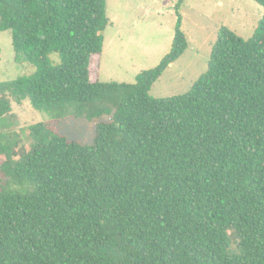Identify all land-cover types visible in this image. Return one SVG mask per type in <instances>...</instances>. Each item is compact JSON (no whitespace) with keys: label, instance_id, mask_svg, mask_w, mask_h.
I'll return each instance as SVG.
<instances>
[{"label":"trees","instance_id":"16d2710c","mask_svg":"<svg viewBox=\"0 0 264 264\" xmlns=\"http://www.w3.org/2000/svg\"><path fill=\"white\" fill-rule=\"evenodd\" d=\"M107 1L0 0L15 62L36 69L0 83V122L18 128L13 103L27 100L97 124L93 144L35 124L19 161L0 133V183L29 190L0 191V264H264V18L251 40L222 27L194 87L155 98L189 47L185 0L170 53L135 84L90 80Z\"/></svg>","mask_w":264,"mask_h":264},{"label":"rangeland","instance_id":"374dc122","mask_svg":"<svg viewBox=\"0 0 264 264\" xmlns=\"http://www.w3.org/2000/svg\"><path fill=\"white\" fill-rule=\"evenodd\" d=\"M179 0H108L109 25L102 32L104 49L93 59L90 80L102 83L135 84L137 76L157 67L170 53L177 23L176 5ZM180 14L182 29L189 47L183 56L170 66L155 83L151 95L155 98H172L189 92L207 72L219 31L228 27L241 38L251 40L264 18V8L254 0H185ZM54 64L58 55L51 56ZM36 69L27 63L17 64L11 31L0 33V83L32 75ZM13 113L20 126L12 129L8 120L0 122V133L8 134L14 143V160L19 161L32 150L36 141L30 127L38 123L55 122L56 130L71 141L93 144L96 123L72 118L58 121L49 113L35 110L30 101L13 103ZM111 120V117L106 119ZM22 195L29 190L9 180L2 187ZM232 249L239 252V239L229 233Z\"/></svg>","mask_w":264,"mask_h":264}]
</instances>
